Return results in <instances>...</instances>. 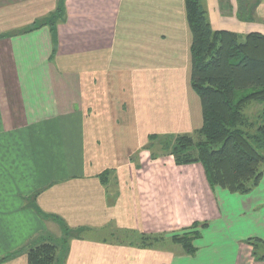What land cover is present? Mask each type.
<instances>
[{
    "label": "crops",
    "instance_id": "obj_1",
    "mask_svg": "<svg viewBox=\"0 0 264 264\" xmlns=\"http://www.w3.org/2000/svg\"><path fill=\"white\" fill-rule=\"evenodd\" d=\"M201 2L213 29L264 34V0ZM57 3L0 0V257L51 229L37 207L74 232L67 264H264V175L231 193L149 148L203 124L185 0H65L23 32ZM197 221L192 256L171 237Z\"/></svg>",
    "mask_w": 264,
    "mask_h": 264
},
{
    "label": "trees",
    "instance_id": "obj_2",
    "mask_svg": "<svg viewBox=\"0 0 264 264\" xmlns=\"http://www.w3.org/2000/svg\"><path fill=\"white\" fill-rule=\"evenodd\" d=\"M202 0H185L191 44V85L201 99L203 124L193 133L151 134L152 156L172 155L177 164L201 163L210 185L231 193L246 194L256 188L264 175V34H239L213 29ZM65 0H58L56 9L40 23L55 29L64 20ZM255 114H248L250 108ZM157 152V153H156ZM44 219L53 217L64 226L60 239L39 234L20 249L0 257V263L27 254L28 264H65L69 240L74 232L63 218L36 207ZM208 222H194L185 232L171 239L187 254H195L197 230ZM163 235L144 236L143 245H153ZM252 254L264 260V241L249 238ZM67 245V248H66Z\"/></svg>",
    "mask_w": 264,
    "mask_h": 264
},
{
    "label": "rangeland",
    "instance_id": "obj_3",
    "mask_svg": "<svg viewBox=\"0 0 264 264\" xmlns=\"http://www.w3.org/2000/svg\"><path fill=\"white\" fill-rule=\"evenodd\" d=\"M255 111H256V108H250L249 110H248V114L249 115H253V114H255ZM258 111V110H257ZM256 111V112H257ZM260 184V183H259ZM259 186V185H258ZM257 186V187H258ZM256 187V188H257ZM256 188H254V189H256ZM253 189V190H254ZM252 190V191H253ZM251 191V192H252ZM250 193V192H249ZM34 198H35V195H34ZM45 213H47V212H45ZM47 214H52V213H47ZM52 215H55V214H52ZM55 216H58V215H55ZM60 217V216H59ZM45 220H48V222H51V229H48V230H46L44 233H42V234H44V235H49V236H52L53 238H56V239H60V237L63 235V228H64V226H63V224L61 223V222H59L57 219H55V218H53V217H49V218H46ZM198 222V221H197ZM203 222H206V221H203ZM53 223V224H52ZM193 224H191L189 227H191ZM189 227H187V228H185L182 232H180L179 234H181V233H183V232H185ZM204 228H202V227H199L197 230L202 234V230H203ZM251 238H254V237H251ZM249 239V238H248ZM248 239L246 240V243H248ZM261 239V238H260ZM197 239H195L194 240V242L196 241ZM71 240H69V251H70V248H71ZM249 244V243H248ZM195 245V244H194ZM250 245V244H249ZM196 247V246H195ZM252 247V246H251ZM66 248H67V245H66ZM197 248V247H196ZM263 247L261 246V248L259 249L260 251H261V253H263L264 252V249H262ZM252 250H253V247H252ZM69 251H68V253H69ZM197 253V251L195 252V254ZM195 254H193V255H195ZM189 255H191V254H189ZM192 255V256H193ZM67 257H68V255H67ZM65 264H67V262L65 263ZM73 264H78V262H74Z\"/></svg>",
    "mask_w": 264,
    "mask_h": 264
}]
</instances>
